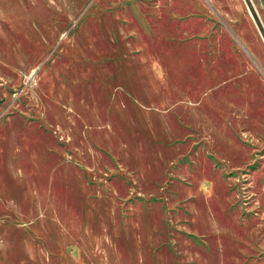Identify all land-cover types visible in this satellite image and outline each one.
Returning <instances> with one entry per match:
<instances>
[{"label": "rangeland", "instance_id": "374dc122", "mask_svg": "<svg viewBox=\"0 0 264 264\" xmlns=\"http://www.w3.org/2000/svg\"><path fill=\"white\" fill-rule=\"evenodd\" d=\"M0 264H264L243 0H0Z\"/></svg>", "mask_w": 264, "mask_h": 264}, {"label": "water", "instance_id": "95a60500", "mask_svg": "<svg viewBox=\"0 0 264 264\" xmlns=\"http://www.w3.org/2000/svg\"><path fill=\"white\" fill-rule=\"evenodd\" d=\"M264 43V23L252 0H243Z\"/></svg>", "mask_w": 264, "mask_h": 264}, {"label": "bare ground", "instance_id": "6f19581e", "mask_svg": "<svg viewBox=\"0 0 264 264\" xmlns=\"http://www.w3.org/2000/svg\"><path fill=\"white\" fill-rule=\"evenodd\" d=\"M253 1V0H252ZM254 3V2H253ZM255 5V4H254ZM259 13V12H258ZM248 14H249V12H248ZM249 16H250V14H249ZM251 17V16H250Z\"/></svg>", "mask_w": 264, "mask_h": 264}]
</instances>
